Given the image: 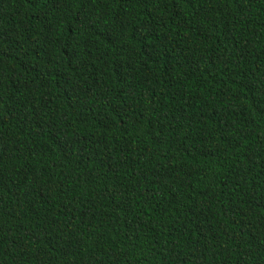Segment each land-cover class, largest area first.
<instances>
[{
  "label": "trees",
  "instance_id": "1",
  "mask_svg": "<svg viewBox=\"0 0 264 264\" xmlns=\"http://www.w3.org/2000/svg\"><path fill=\"white\" fill-rule=\"evenodd\" d=\"M0 264H264V0H0Z\"/></svg>",
  "mask_w": 264,
  "mask_h": 264
}]
</instances>
